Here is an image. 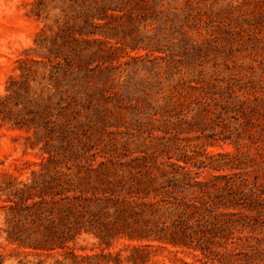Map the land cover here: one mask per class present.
<instances>
[{
	"label": "rangeland",
	"instance_id": "374dc122",
	"mask_svg": "<svg viewBox=\"0 0 264 264\" xmlns=\"http://www.w3.org/2000/svg\"><path fill=\"white\" fill-rule=\"evenodd\" d=\"M98 1L0 0V264H264V0Z\"/></svg>",
	"mask_w": 264,
	"mask_h": 264
},
{
	"label": "trees",
	"instance_id": "16d2710c",
	"mask_svg": "<svg viewBox=\"0 0 264 264\" xmlns=\"http://www.w3.org/2000/svg\"><path fill=\"white\" fill-rule=\"evenodd\" d=\"M83 4H87L89 5L88 9L85 10L83 12V16H84V20L86 25L84 27H81L79 30V33L81 35L84 34H90V33H95V31H90L88 28V26H93L95 23V19H103L104 18V14L107 9H108V3H106L105 1H98V0H94V3L92 0H81ZM86 41H90L88 39H86ZM196 185H199L200 187H204L207 185L206 182L203 181H196L195 182ZM187 206L191 207L192 204L190 203H185ZM28 207H31L30 205H28ZM235 207L239 208V204H237ZM238 213V212H235Z\"/></svg>",
	"mask_w": 264,
	"mask_h": 264
}]
</instances>
